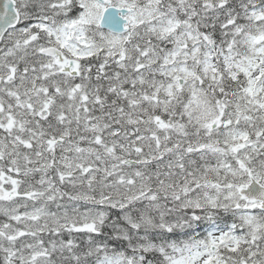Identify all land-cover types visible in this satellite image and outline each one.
I'll return each mask as SVG.
<instances>
[{
	"label": "snow or ice",
	"instance_id": "6c2138e0",
	"mask_svg": "<svg viewBox=\"0 0 264 264\" xmlns=\"http://www.w3.org/2000/svg\"><path fill=\"white\" fill-rule=\"evenodd\" d=\"M0 264H264V0H2Z\"/></svg>",
	"mask_w": 264,
	"mask_h": 264
},
{
	"label": "water",
	"instance_id": "95a60500",
	"mask_svg": "<svg viewBox=\"0 0 264 264\" xmlns=\"http://www.w3.org/2000/svg\"><path fill=\"white\" fill-rule=\"evenodd\" d=\"M0 2H2V0H0Z\"/></svg>",
	"mask_w": 264,
	"mask_h": 264
}]
</instances>
